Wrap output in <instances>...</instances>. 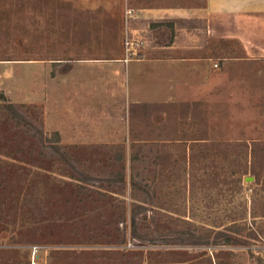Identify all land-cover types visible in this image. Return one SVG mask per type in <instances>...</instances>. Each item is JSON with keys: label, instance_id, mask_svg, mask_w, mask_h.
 Returning a JSON list of instances; mask_svg holds the SVG:
<instances>
[{"label": "rangeland", "instance_id": "1", "mask_svg": "<svg viewBox=\"0 0 264 264\" xmlns=\"http://www.w3.org/2000/svg\"><path fill=\"white\" fill-rule=\"evenodd\" d=\"M125 3L139 5L0 0V92L23 115L0 99V264H264V58L207 38L203 19L138 20L136 33L141 50L201 46V101L125 109L126 133L108 142L67 144L46 129L29 60L126 48ZM235 221L255 231L248 244L198 238Z\"/></svg>", "mask_w": 264, "mask_h": 264}, {"label": "crops", "instance_id": "2", "mask_svg": "<svg viewBox=\"0 0 264 264\" xmlns=\"http://www.w3.org/2000/svg\"><path fill=\"white\" fill-rule=\"evenodd\" d=\"M135 1L139 5L122 6L124 19L128 6L136 8L139 16L126 22L125 33L140 32L138 20L200 18L207 38L236 40L245 57L264 58V0H204L203 5ZM200 52L201 46L196 49L173 41L146 46L140 58L126 59L125 48L104 44L86 52L40 53L28 64L41 69L44 90L38 97L44 103L46 129L59 132L67 144H92L126 133L125 118L120 115L125 109L201 101L203 81L210 78ZM5 66L10 76L11 65ZM9 80L14 81L13 74Z\"/></svg>", "mask_w": 264, "mask_h": 264}, {"label": "trees", "instance_id": "3", "mask_svg": "<svg viewBox=\"0 0 264 264\" xmlns=\"http://www.w3.org/2000/svg\"><path fill=\"white\" fill-rule=\"evenodd\" d=\"M0 99L6 102V107L16 118H23L22 113H20V111L16 108L15 103L7 99L4 92H0ZM56 134L59 136L58 132H56ZM212 234L214 235L213 239ZM254 235L255 231L253 229L235 221L229 228H227V230H218L215 231V233L202 234L199 235L198 238L202 240V244L220 243V241H224L226 244L240 245L248 244L249 239ZM251 255L252 257L255 256L253 251H251Z\"/></svg>", "mask_w": 264, "mask_h": 264}, {"label": "built area", "instance_id": "4", "mask_svg": "<svg viewBox=\"0 0 264 264\" xmlns=\"http://www.w3.org/2000/svg\"><path fill=\"white\" fill-rule=\"evenodd\" d=\"M139 18L136 8L128 6L126 8V22L129 23L132 20ZM126 59L140 58L141 47L143 46V40L136 35V32L128 31L126 34ZM215 66H218L216 63Z\"/></svg>", "mask_w": 264, "mask_h": 264}]
</instances>
